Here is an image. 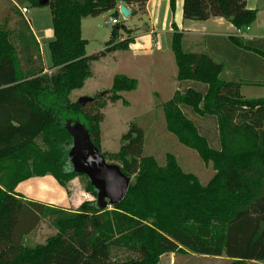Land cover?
<instances>
[{
  "label": "trees",
  "instance_id": "trees-1",
  "mask_svg": "<svg viewBox=\"0 0 264 264\" xmlns=\"http://www.w3.org/2000/svg\"><path fill=\"white\" fill-rule=\"evenodd\" d=\"M14 1L41 6L39 0ZM120 1L136 2L140 10L146 2L48 0L43 5L50 8L54 33L48 42L49 73L36 61L39 43L33 33L21 24L13 34L0 24V264H158L162 254L181 252L225 256L229 264H264V96H243L240 82L220 77L223 63L208 53L184 50L183 34L171 24L176 78L208 88L205 94L192 88L174 92L162 104L165 128L211 165L214 173L205 184L171 153L164 164L144 155V131L135 123L121 136L117 152H101L106 98L97 95L84 105L69 99L91 76L92 61L134 42V30L117 24L102 50L86 54L82 18L109 10L117 18ZM246 1L183 0V15L190 20L224 17L244 30L256 19ZM170 7L174 11V0ZM119 32L127 37L119 39ZM232 41L245 49L252 45L241 38ZM137 86L135 78L115 75L109 102ZM181 104L216 117L219 150L208 145ZM68 122H81L103 157L119 162L121 171L133 177L120 203L100 209L95 200H86L71 211L24 200L15 191L34 176L49 174L63 186L79 176L68 161ZM86 191L96 197L88 181ZM46 220L55 233L43 243L24 244Z\"/></svg>",
  "mask_w": 264,
  "mask_h": 264
},
{
  "label": "rangeland",
  "instance_id": "rangeland-1",
  "mask_svg": "<svg viewBox=\"0 0 264 264\" xmlns=\"http://www.w3.org/2000/svg\"><path fill=\"white\" fill-rule=\"evenodd\" d=\"M24 4L30 10L22 16L18 12L17 7L15 8L9 0H0V24H4L13 34H16V31L22 24L24 29H28V33L30 30L33 34L40 35L38 30L51 24L50 8L43 5L32 6L29 2ZM152 10L157 30L166 29L164 17L163 20L161 19L160 2L156 4L155 1ZM112 17L113 11L109 10L98 16L83 18V36L88 39L85 47L87 55L102 50L105 42L109 40L114 25H106L105 21L110 20ZM23 19H25L27 26ZM117 19L121 25L133 24V22L138 21L135 19L127 20L121 14H118ZM144 23L145 27L141 31L147 29L146 24L149 26V20H144ZM141 24L142 22L138 23V26ZM160 35L163 37L165 34L160 33ZM118 37L119 39H124L127 37V34L119 32ZM48 42L44 40L39 45V55H37L39 57L36 59L37 62L42 63L45 69H47L48 72L45 71L47 73L50 72L47 68L50 64ZM163 67L164 69H161L160 73H158L151 67L136 63L131 53L125 51L108 53L98 60L91 62V76L86 79L81 90L76 89L71 92L69 99L77 101L82 95L94 97L104 92L102 96L106 98V103L101 109L104 115L100 124L101 152H117L121 146V136L127 132L131 123H135L144 131V155H152L159 164H164L165 155L171 153L176 156L179 165L185 172L195 174L200 182L205 184L214 173L211 165L205 164L194 150L179 143L176 137L165 128L162 104L172 98L174 90H183L186 84L177 82L176 78L173 77V71L168 62H165ZM117 74L135 76L138 78L139 84L134 91L119 93V99L115 103H110L108 91L113 84L114 76ZM196 83L198 84V82ZM198 85H201V83ZM180 108L184 115L192 120L195 126L204 133L202 136L206 138L208 145L218 150L220 148V139L216 117L211 115L201 116L187 105L181 104ZM38 142L40 143L39 139ZM109 163L120 165L119 162L109 161ZM79 176L80 178L75 182V185H71L69 182L64 184V186L68 187L67 193L63 192V185L49 174L35 176L26 180L20 183L16 190L31 199L52 202L56 206H67L66 202L69 196L71 197L74 193H77L75 192V188H78L81 193L85 192L87 199L95 200V197L86 191V176ZM131 180L133 181V177ZM40 184L45 186L44 189H40ZM40 197L42 198L39 199ZM75 199L76 201L81 200L80 196L75 197ZM77 208L70 207L67 210L75 211ZM54 233L55 228L51 223L47 220L42 221L31 234L24 238L23 242L27 245L43 243L47 237ZM171 255L174 257L173 264H229L231 261L225 256H198L190 252H181L162 254L158 264H169ZM117 259L120 258L118 257ZM245 264L251 263L247 262Z\"/></svg>",
  "mask_w": 264,
  "mask_h": 264
},
{
  "label": "crops",
  "instance_id": "crops-1",
  "mask_svg": "<svg viewBox=\"0 0 264 264\" xmlns=\"http://www.w3.org/2000/svg\"><path fill=\"white\" fill-rule=\"evenodd\" d=\"M145 1V5L142 10L139 9V5L136 2L125 3L120 1L118 3L119 6L126 5L130 9L131 14L127 18V20H138L137 22H133V24L124 25L125 27L134 30V33L132 34L134 42L129 45L128 49L119 51L131 53L136 63L151 67L158 73H160L161 69H164L163 66L165 65V62H168L173 71V77L176 78L177 66L173 51L171 49V24L174 23L176 24L179 31H181L183 34V48L186 47L187 49L184 50L197 53H208L217 62L223 63L224 68L220 76L224 80H234L240 82L241 94L246 98H256L264 96V0L246 1V8L256 10V19L252 24H250V26H248V29L245 30L243 34H238V28H236L228 19L224 17L216 16L210 17L206 20H190L184 18L183 0H174V11L171 10L170 0ZM155 1L156 4L159 2L161 4V19L163 20L164 17L166 29L164 28L162 30H157V28L155 27V17L152 10V6ZM9 2H11L13 5H17L14 0H9ZM23 6L27 7L26 4L17 5V10L22 16L24 15L20 12V8ZM27 9L29 12L30 9ZM147 19L149 20V26L148 24H146L147 29L141 31V29L145 27L144 20L147 21ZM83 20L84 19L82 18L81 37L88 42V39L83 36ZM141 22L142 24L138 26V23ZM38 31L40 35H36V33H34V36L39 45H41L42 41L44 40L46 42L50 41L54 36L51 24L43 27L42 29H39ZM160 33H163L165 35L162 37ZM232 37L241 38L244 41H250L252 42V45L249 49H245L235 44L232 41ZM49 70L52 71L51 69ZM45 71H47V69H45ZM129 77L135 78L138 81V78H136L135 76ZM176 80L178 83L186 84V86L183 88V90H174L172 92L173 94L176 91L183 93L189 88L205 94L208 88L207 84L201 82H198V84L201 83V85H198L196 83L197 81L193 80H178L177 78ZM197 130L200 135H204V133H202L199 128H197ZM31 178H28L26 180H29ZM78 178H80V176H77L74 179L70 180L69 183L71 185H75V182L79 180ZM17 187L15 188V191L19 195H21L24 200L34 201L49 206H56L55 204H52V202L31 199L25 195H22L18 192V190H16ZM39 187L40 189H44L45 186L40 184ZM67 189V186H63V192L67 193ZM75 192H77L78 194L74 193V195H72L71 197L69 196L66 202L67 206L57 207H61L64 209H70V207L75 208L78 207L82 201L89 200L87 199L85 192L81 193L78 188H75ZM79 196L81 200L76 201L75 197ZM41 198L42 197H40L39 199ZM173 262L174 257L173 255H171L169 264H173Z\"/></svg>",
  "mask_w": 264,
  "mask_h": 264
},
{
  "label": "water",
  "instance_id": "water-1",
  "mask_svg": "<svg viewBox=\"0 0 264 264\" xmlns=\"http://www.w3.org/2000/svg\"><path fill=\"white\" fill-rule=\"evenodd\" d=\"M47 1L39 0L38 3L42 6ZM119 10L124 18L131 14L126 5H120ZM103 94L104 92L100 93V96ZM92 100L94 97L81 96L77 102L84 105ZM65 127L72 139L68 150L70 168L77 175L86 176L96 192L97 207L102 209L120 203L131 183V177L126 176L118 164L109 163L103 157L81 122H68Z\"/></svg>",
  "mask_w": 264,
  "mask_h": 264
},
{
  "label": "built area",
  "instance_id": "built-area-1",
  "mask_svg": "<svg viewBox=\"0 0 264 264\" xmlns=\"http://www.w3.org/2000/svg\"><path fill=\"white\" fill-rule=\"evenodd\" d=\"M117 10H118V13L122 15V13H121L120 10H119V5H117ZM20 12H21L23 15L27 14V13H28V9H27V7H25V6L21 7V8H20ZM105 23H106L107 25H109V24H111V25H117V24H119V23H118V20H117L116 18H114V17H112L110 20H106ZM247 29H248V27H246L244 30L238 28V29H237V33H238V34H243V33L245 32V30H247Z\"/></svg>",
  "mask_w": 264,
  "mask_h": 264
}]
</instances>
